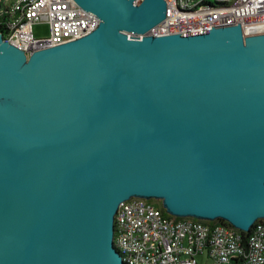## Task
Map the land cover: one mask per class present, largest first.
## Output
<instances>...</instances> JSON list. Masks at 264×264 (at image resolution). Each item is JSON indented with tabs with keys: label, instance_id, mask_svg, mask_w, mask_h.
Returning a JSON list of instances; mask_svg holds the SVG:
<instances>
[{
	"label": "water",
	"instance_id": "water-1",
	"mask_svg": "<svg viewBox=\"0 0 264 264\" xmlns=\"http://www.w3.org/2000/svg\"><path fill=\"white\" fill-rule=\"evenodd\" d=\"M99 22L26 53L0 34V264H124L130 197L264 220V32L146 34L165 0H74Z\"/></svg>",
	"mask_w": 264,
	"mask_h": 264
},
{
	"label": "built area",
	"instance_id": "built-area-1",
	"mask_svg": "<svg viewBox=\"0 0 264 264\" xmlns=\"http://www.w3.org/2000/svg\"><path fill=\"white\" fill-rule=\"evenodd\" d=\"M165 1L166 17L146 34L190 33L235 24L244 35L264 32V0ZM41 21L48 24L49 34L35 37L33 25ZM98 22L94 13L74 0H0V34L27 57L34 50L79 38ZM114 219V247L124 264H197L200 256L211 264H264L263 220L252 225L245 239L232 225L175 219L143 197L121 202Z\"/></svg>",
	"mask_w": 264,
	"mask_h": 264
},
{
	"label": "rangeland",
	"instance_id": "rangeland-1",
	"mask_svg": "<svg viewBox=\"0 0 264 264\" xmlns=\"http://www.w3.org/2000/svg\"><path fill=\"white\" fill-rule=\"evenodd\" d=\"M33 33L35 37H45L49 34V28L48 24L46 22H36L33 25ZM156 203L158 204L157 201L160 202V200H156ZM155 203V204H156ZM197 264H211V262L205 257V256H200L197 258ZM235 264V263H232Z\"/></svg>",
	"mask_w": 264,
	"mask_h": 264
},
{
	"label": "trees",
	"instance_id": "trees-1",
	"mask_svg": "<svg viewBox=\"0 0 264 264\" xmlns=\"http://www.w3.org/2000/svg\"><path fill=\"white\" fill-rule=\"evenodd\" d=\"M203 1L208 2V3H211V2H213L214 0H203ZM150 201H153L154 203H156L155 199H150ZM156 204H157V203H156ZM157 205L162 207L161 202H159ZM175 219H181V218H179V217H175ZM199 220H200V219H199ZM201 221H203L204 223H207V224L223 223V224H228V225H230L228 222L224 221L223 219H219V218H218V219H215V220H213V221H206V220H201ZM263 222H264V220H263ZM251 228H252V227H251ZM239 232L243 235V237H244L245 239H246V238L248 237V235L250 234V233H249L250 231H248V232H243V231L239 230Z\"/></svg>",
	"mask_w": 264,
	"mask_h": 264
},
{
	"label": "crops",
	"instance_id": "crops-1",
	"mask_svg": "<svg viewBox=\"0 0 264 264\" xmlns=\"http://www.w3.org/2000/svg\"><path fill=\"white\" fill-rule=\"evenodd\" d=\"M235 264H240V263H238V262H234ZM232 264V263H231Z\"/></svg>",
	"mask_w": 264,
	"mask_h": 264
},
{
	"label": "flooded vegetation",
	"instance_id": "flooded-vegetation-1",
	"mask_svg": "<svg viewBox=\"0 0 264 264\" xmlns=\"http://www.w3.org/2000/svg\"><path fill=\"white\" fill-rule=\"evenodd\" d=\"M159 203V201H157Z\"/></svg>",
	"mask_w": 264,
	"mask_h": 264
}]
</instances>
